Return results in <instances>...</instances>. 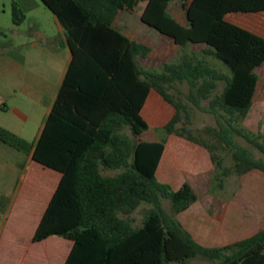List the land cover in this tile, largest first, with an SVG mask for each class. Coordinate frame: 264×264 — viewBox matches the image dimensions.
<instances>
[{"label":"trees","instance_id":"1","mask_svg":"<svg viewBox=\"0 0 264 264\" xmlns=\"http://www.w3.org/2000/svg\"><path fill=\"white\" fill-rule=\"evenodd\" d=\"M41 1L64 28L72 58L36 141L0 126L1 143L61 174L33 243L53 236L71 241L64 264H186L198 257L210 264H264V228L232 244L205 247L164 205L167 200L175 213L188 211L198 201L194 189L188 182L175 188L163 180L167 162L179 161L178 143L196 159L207 150L220 168L218 151L230 150L233 167L224 176L264 173V160L236 140L264 154V144L236 126L253 106L264 37L227 19L264 15V0H184L185 18L170 11L175 0ZM123 13L136 14L177 46L207 45L203 54L229 73L195 53L165 63L162 72L141 69L138 58H150L153 47L118 27ZM25 19L13 2V24L19 27ZM176 84H186L188 101L214 116L217 126L205 129L210 140L182 141L178 125L189 117L188 106L171 93ZM220 84L223 91L216 94ZM151 126L165 130L167 141L142 140ZM143 205L149 209L135 227L131 216Z\"/></svg>","mask_w":264,"mask_h":264},{"label":"rangeland","instance_id":"2","mask_svg":"<svg viewBox=\"0 0 264 264\" xmlns=\"http://www.w3.org/2000/svg\"><path fill=\"white\" fill-rule=\"evenodd\" d=\"M32 1L36 2V0H0V69L7 68L9 70L6 74L7 81L18 83L22 77H26L28 70L31 71L30 74L34 78H37L38 68L46 67L47 70H50L55 65L54 57L62 43L55 17L45 5H40L39 10L29 13L27 20L25 19L26 21L21 26L18 27L13 24V2L17 3L27 15L25 11ZM183 1L175 0L170 5V11L176 16L185 18L181 7ZM227 19L264 37V15L262 14H230ZM37 23L44 32L43 36L33 31V26ZM118 27L126 33L142 36L151 42L152 56L148 59L138 58V64L143 70L162 72L165 63L177 62L184 53H195L204 57L216 69L229 73L228 69L213 56L203 54L204 50L209 48L207 45L177 46L171 40L164 38L154 28L142 23L136 14L123 13ZM35 42L38 44L37 48L23 46ZM256 72L259 75V83L253 106L247 118L237 122L236 126L250 138L264 144V64L257 68ZM223 87L224 84H220L216 94H220ZM171 93L188 106L189 117L183 116V121L178 125L179 131L183 134L182 141L189 144L193 143L191 138L199 141L210 140L205 129L217 126L214 116L197 109L188 101L189 89L186 84L174 85ZM49 99L50 97L47 98V101ZM43 102L42 95L33 89L28 92L20 91L7 99L10 107L24 109L25 113L31 116V124L25 131L26 136L23 137L30 142L35 140L36 129L40 126V122L46 113L47 105H44ZM207 105V101L203 103L204 107ZM0 110V119L6 117L12 123L17 121L15 112L12 111L5 115L2 113L4 110L2 108ZM127 132L131 134L129 129ZM168 137L169 135L162 128L151 126L140 138L145 141L164 142L167 141ZM236 140L240 145L249 148L257 159L264 160V154L245 139L237 137ZM0 144L3 143L0 142ZM3 145L13 152L12 155L8 156L9 160L23 164L19 170L20 173L24 171L27 175L37 174L40 175L41 179L47 177V172L44 169H39L41 164L34 161L27 162L29 156L6 144ZM176 151L179 161L177 164L167 162L163 180L170 182V185L175 188L185 181L189 182L198 197V201L188 211L181 214L174 212L169 201H164V205L167 212L179 220L198 243L205 247L224 246L247 239L264 228V173L252 171L245 175H237L232 172L228 176H224V169L231 170L233 167L230 150L218 151L217 154L223 164L221 168L212 163L207 150L204 151L201 159H196L192 150L183 143H178ZM191 158L194 159V163H192ZM25 166L26 170H24ZM116 173L105 172L107 175H115ZM18 174L16 173L15 177ZM53 177L56 178L58 175L54 174ZM148 209V205H143L131 216L135 227L142 226ZM48 240L47 242H40L41 244L35 243L34 248L43 251L44 248L49 247L51 252H58L67 249L70 251L72 247V242L61 237L53 236ZM57 240L61 241L58 243ZM48 257L53 258L52 255ZM60 263L53 261L50 264ZM186 264H210V261L198 257L189 260Z\"/></svg>","mask_w":264,"mask_h":264},{"label":"crops","instance_id":"3","mask_svg":"<svg viewBox=\"0 0 264 264\" xmlns=\"http://www.w3.org/2000/svg\"><path fill=\"white\" fill-rule=\"evenodd\" d=\"M40 5H44V3L41 0H36L27 6L26 20L29 13L39 10ZM53 17H55L58 32L62 37V43L54 57L55 65L50 70H47L46 67L38 68L37 78H34L30 74L31 71L28 70L26 77H22L17 83L7 81L6 74L9 72L7 68L0 69V76H2L0 77V109L4 110L2 113L5 115L13 111L17 116L15 123L7 120L6 117L0 119L1 127L25 137V131L32 121L31 116L25 113L24 109L12 108L8 105L7 99L11 95H16L20 91L37 90L38 94L42 95L44 105H47L44 118L36 129L34 141L39 138L44 128L72 58L65 30L54 14ZM33 31L43 36L44 32L38 23L33 26ZM23 46L37 48L38 44L35 42ZM48 97L50 99L47 101ZM12 154L10 148L0 144V264H50L53 261L64 264L71 249L70 251L67 249L66 251L51 252L49 247H46L42 251L36 250L35 243H33L35 231L58 186L61 174L43 165L39 166V169H44L47 172L46 178L32 177L31 174L27 175L24 171L20 173L19 170L23 164L9 160L8 156ZM32 161L29 156L27 162ZM24 170H26V166ZM16 173L19 174L15 177ZM54 174L58 177L54 178ZM48 239L44 242L49 241ZM60 241L57 240L58 243ZM49 255H52L53 258L48 257Z\"/></svg>","mask_w":264,"mask_h":264}]
</instances>
